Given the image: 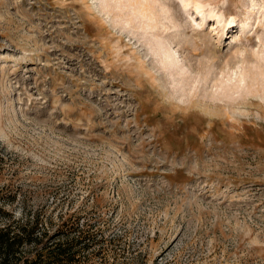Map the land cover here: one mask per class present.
<instances>
[{
	"label": "rangeland",
	"instance_id": "1",
	"mask_svg": "<svg viewBox=\"0 0 264 264\" xmlns=\"http://www.w3.org/2000/svg\"><path fill=\"white\" fill-rule=\"evenodd\" d=\"M38 214L73 264H264V0H0V225Z\"/></svg>",
	"mask_w": 264,
	"mask_h": 264
},
{
	"label": "trees",
	"instance_id": "2",
	"mask_svg": "<svg viewBox=\"0 0 264 264\" xmlns=\"http://www.w3.org/2000/svg\"><path fill=\"white\" fill-rule=\"evenodd\" d=\"M39 219L38 214L34 220H27L24 223L8 222L0 225V264H73L76 261L74 252L78 247L76 241L46 245L50 238L48 228L45 229L44 234L35 235L39 227ZM32 241L38 244L44 243L45 246L29 258L23 255V248L26 242Z\"/></svg>",
	"mask_w": 264,
	"mask_h": 264
}]
</instances>
